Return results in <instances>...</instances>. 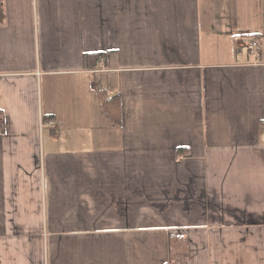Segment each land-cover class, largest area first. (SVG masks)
Masks as SVG:
<instances>
[{
  "label": "crops",
  "instance_id": "0c3cea01",
  "mask_svg": "<svg viewBox=\"0 0 264 264\" xmlns=\"http://www.w3.org/2000/svg\"><path fill=\"white\" fill-rule=\"evenodd\" d=\"M0 13V264H264V0Z\"/></svg>",
  "mask_w": 264,
  "mask_h": 264
},
{
  "label": "trees",
  "instance_id": "16d2710c",
  "mask_svg": "<svg viewBox=\"0 0 264 264\" xmlns=\"http://www.w3.org/2000/svg\"><path fill=\"white\" fill-rule=\"evenodd\" d=\"M0 17H2V14L0 13ZM257 40V39H256ZM258 41V40H257ZM119 108L117 109V112ZM260 131L264 133V120L260 122ZM177 150L175 153L178 155H181L180 152ZM170 258L169 261L171 264H175V262H179L180 264H188L189 262V250H188V242L187 238L182 234H172L170 237Z\"/></svg>",
  "mask_w": 264,
  "mask_h": 264
},
{
  "label": "built area",
  "instance_id": "2783aa9c",
  "mask_svg": "<svg viewBox=\"0 0 264 264\" xmlns=\"http://www.w3.org/2000/svg\"><path fill=\"white\" fill-rule=\"evenodd\" d=\"M258 45V41L253 38L249 43H248V46L250 48V50H252V52H255L256 49H257V46ZM49 125L52 126V127H56L57 125L53 122V121H50L49 122ZM165 264H171V262L168 260L167 262H165Z\"/></svg>",
  "mask_w": 264,
  "mask_h": 264
}]
</instances>
